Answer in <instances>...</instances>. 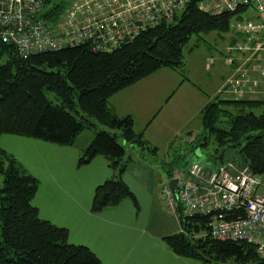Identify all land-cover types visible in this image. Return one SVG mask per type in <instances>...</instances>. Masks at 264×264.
<instances>
[{
	"label": "trees",
	"instance_id": "obj_1",
	"mask_svg": "<svg viewBox=\"0 0 264 264\" xmlns=\"http://www.w3.org/2000/svg\"><path fill=\"white\" fill-rule=\"evenodd\" d=\"M44 2V17L53 24L61 21V6L55 3L49 7L50 0ZM233 17L232 13H205L198 0H191L171 23H160L109 52L94 51L83 43L22 57L14 45L0 38V138L15 135L72 146L83 132L91 130L94 137L81 152L78 166L101 156L112 170L96 187L91 211L100 213L126 199L138 207L123 179L131 161L126 146L147 150L153 158L159 157V149L136 131L132 116L115 114L108 100L162 69L186 78L181 71L184 46L195 35L229 32ZM262 104L263 98L224 100L217 95L200 111L204 131L223 149L219 164L229 160L249 165L261 183L264 112L257 114L254 109ZM99 124L118 130L124 143L116 133L99 129ZM167 172L172 179V172ZM0 174V264H102L88 247L69 241L67 228L40 217L33 204L39 180L1 147ZM243 215L237 211L226 219ZM179 220L182 231L164 238L175 254L202 264H264V255L258 253L256 245L214 239L211 216L180 213Z\"/></svg>",
	"mask_w": 264,
	"mask_h": 264
},
{
	"label": "crops",
	"instance_id": "obj_2",
	"mask_svg": "<svg viewBox=\"0 0 264 264\" xmlns=\"http://www.w3.org/2000/svg\"><path fill=\"white\" fill-rule=\"evenodd\" d=\"M206 66L208 70L212 64ZM229 68L227 66L225 76L218 78L214 95L222 92L230 74ZM191 79L162 69L114 94L108 104L118 116H132L136 131L141 132L152 145L159 147L156 141L164 140L169 146L180 133L184 132L183 136L190 134L186 114L190 107L195 108L196 101L202 98L200 94H204L206 100L212 99V93L198 88ZM202 82L211 84L209 80ZM180 108L184 111L181 128L172 124ZM93 137L83 132L74 145L64 146L2 135L0 147L39 180L33 204L40 217L67 228L69 241L88 247L102 264H202L196 259L175 254L165 243V237L181 232L182 227L179 217L167 212L161 174L153 163V157L145 150L126 146L133 156L126 153L131 161L123 179L135 196L138 207L126 199L100 213L91 211L96 187L112 174L108 161L101 156L78 166L81 152ZM220 161L218 157L213 169L219 166ZM210 169L207 166L206 172ZM184 170L186 168L179 171ZM259 191L264 192V186Z\"/></svg>",
	"mask_w": 264,
	"mask_h": 264
},
{
	"label": "built area",
	"instance_id": "obj_3",
	"mask_svg": "<svg viewBox=\"0 0 264 264\" xmlns=\"http://www.w3.org/2000/svg\"><path fill=\"white\" fill-rule=\"evenodd\" d=\"M191 0H73L63 20L45 17L42 0H0V38L22 57L83 43L109 52L160 23H171ZM205 13L233 14L229 31L235 42L228 47L225 65L230 75L222 91L236 98H264V0H198ZM57 29V31H53ZM178 196L167 184L165 207L179 217L211 216L215 239L257 243L264 255V195L255 193L261 177L249 165L226 161L208 173L199 163L173 177ZM245 208L246 218L226 219Z\"/></svg>",
	"mask_w": 264,
	"mask_h": 264
},
{
	"label": "rangeland",
	"instance_id": "obj_4",
	"mask_svg": "<svg viewBox=\"0 0 264 264\" xmlns=\"http://www.w3.org/2000/svg\"><path fill=\"white\" fill-rule=\"evenodd\" d=\"M44 1V0H42ZM73 0H50L47 6L51 7L53 4L57 3L61 6V16L60 19L63 20L66 9L70 6ZM57 31V29H53ZM235 35L232 32H221L212 31L210 33L201 34L199 36H193L189 42L184 46V56H185V66L181 70L185 77L192 78L193 82L199 86V88L212 93V99L217 95H220L221 99L231 100L235 99L234 95L227 93H220L214 95V89H216V83L220 76H225V71L227 66L225 65L224 58L227 57L228 47L233 44ZM208 64L212 66L208 67ZM230 75V74H229ZM227 76V78L229 77ZM202 80L210 81V85H204ZM264 89V83L261 84ZM202 97L200 100L196 101V106L194 109L190 107L187 111L186 117L189 118L188 128L190 134L183 136L184 132L180 133L178 139L174 140L169 146L166 145V141H156L159 144L157 147L159 149V157L153 158V163L158 167L159 173L161 174L162 186L168 184V172H172L174 176L180 173L179 170H183L188 167L189 164L193 162L200 163L205 169L209 166L211 169H216L213 166L217 163V158L222 153V148L219 147L215 139L204 131L202 126V121L200 117V111L205 106L204 102H209L210 99L206 100L204 94H200ZM50 97L52 95L50 94ZM254 98L260 99L261 95L256 94ZM211 99V100H212ZM264 99V98H263ZM77 102V97H76ZM254 112L260 114L264 112V104L254 109ZM184 111L182 108L177 112V116L173 117V126L181 128L184 124ZM185 117V119H186ZM99 129L109 130L112 133L118 135L119 142H123L121 133L118 130H110L107 126L98 125ZM86 135H94V132L89 130L85 131ZM208 137V138H207ZM206 138V139H205ZM140 150V147H136ZM146 153H149L145 150ZM128 156L131 155L130 151L126 150ZM219 160V159H218ZM264 181V174L262 175ZM3 186V175L0 174V189ZM264 183H262L259 189H263ZM168 213H170L167 210ZM0 236H1V225H0ZM1 239V237H0Z\"/></svg>",
	"mask_w": 264,
	"mask_h": 264
},
{
	"label": "bare ground",
	"instance_id": "obj_5",
	"mask_svg": "<svg viewBox=\"0 0 264 264\" xmlns=\"http://www.w3.org/2000/svg\"><path fill=\"white\" fill-rule=\"evenodd\" d=\"M220 165V164H219ZM206 170V169H205ZM261 187V186H260ZM259 187V188H260ZM259 188L257 187L256 188V190H255V193H257V194H261V195H264V192H261V191H259ZM176 196V195H175ZM178 196V195H177ZM176 196V197H177ZM240 211H243V216L242 217H237L236 219H238V218H246L247 216H248V212L246 211V209L245 208H242V209H239ZM215 239V238H214ZM216 240H218V239H216ZM220 241H222V240H220ZM226 241H232V240H226ZM237 241H244V240H237ZM233 242H236V241H233ZM244 242H247V241H244ZM247 243H251V244H254V245H256V247H257V251H258V253H260V254H262L260 251H259V245L257 244V243H253V242H247Z\"/></svg>",
	"mask_w": 264,
	"mask_h": 264
},
{
	"label": "water",
	"instance_id": "obj_6",
	"mask_svg": "<svg viewBox=\"0 0 264 264\" xmlns=\"http://www.w3.org/2000/svg\"><path fill=\"white\" fill-rule=\"evenodd\" d=\"M168 185L173 189L175 195H178V189H177V185H176V180L174 178L170 179L168 182Z\"/></svg>",
	"mask_w": 264,
	"mask_h": 264
}]
</instances>
